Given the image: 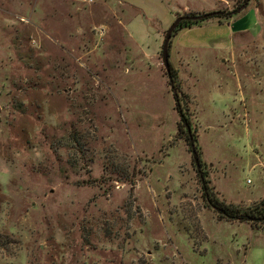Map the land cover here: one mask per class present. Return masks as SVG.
Wrapping results in <instances>:
<instances>
[{
    "label": "rangeland",
    "instance_id": "obj_1",
    "mask_svg": "<svg viewBox=\"0 0 264 264\" xmlns=\"http://www.w3.org/2000/svg\"><path fill=\"white\" fill-rule=\"evenodd\" d=\"M166 1L185 13L247 3L262 17L229 51L170 57L210 191L253 205L264 198V0ZM139 13L125 0H0V264H264V228L207 205L163 60L167 30L129 23Z\"/></svg>",
    "mask_w": 264,
    "mask_h": 264
},
{
    "label": "crops",
    "instance_id": "obj_2",
    "mask_svg": "<svg viewBox=\"0 0 264 264\" xmlns=\"http://www.w3.org/2000/svg\"><path fill=\"white\" fill-rule=\"evenodd\" d=\"M135 6L140 13L130 21L144 20L146 24H154L156 31L167 30L176 20L178 14H184L189 7L183 3L174 5L166 0H125ZM212 5L229 3V0H206ZM217 5L204 11L216 10ZM259 10L248 5L237 17L228 22L219 23L217 20L208 21L203 25L181 30L172 39V48L190 53L207 51L222 53L229 51L234 43V36L239 33L254 32L263 24ZM128 23V24H129ZM172 51V49H171Z\"/></svg>",
    "mask_w": 264,
    "mask_h": 264
},
{
    "label": "trees",
    "instance_id": "obj_3",
    "mask_svg": "<svg viewBox=\"0 0 264 264\" xmlns=\"http://www.w3.org/2000/svg\"><path fill=\"white\" fill-rule=\"evenodd\" d=\"M249 5V4H248ZM247 3L242 6L235 7L231 11H225L222 9H217L220 11V14L208 17V18H193L194 16L203 15L206 12H211L215 10L210 11H202L199 13L196 12H189L184 14H178L177 18L180 16H187L188 18H184L180 23L178 24L177 28L172 34V39L183 29L186 28H193L196 26H200L205 24L208 21H215L217 20L219 23L228 22L229 20L239 16L244 9L248 6ZM172 39L170 42L169 52L171 57V49H172ZM171 62V61H170ZM169 79L171 82V85L174 87L175 90V97H176V108L179 111L182 121L184 122L181 124L183 127H185L186 131V137L190 141L192 151H193V145L197 151L198 157H199V167H197L199 176L202 180L205 199L207 201V205L212 207L213 209L218 212V215L221 219H225L228 221H239V222H248L250 223L254 228L262 229L264 228V198L260 201L254 203L253 205L249 206H240V205H234L226 203L222 200H220L218 197L214 195L210 191V187L208 185V172L204 170L203 168V162L201 158V152L199 150V147L197 146L196 142L197 139L195 137L192 122L189 117L188 108L183 104L182 99L179 98L178 93V84H177V78H178V70L174 67V65L171 62V72L168 73ZM188 127L191 129V134L189 133ZM5 235L0 234V246L4 245L5 242Z\"/></svg>",
    "mask_w": 264,
    "mask_h": 264
},
{
    "label": "water",
    "instance_id": "obj_4",
    "mask_svg": "<svg viewBox=\"0 0 264 264\" xmlns=\"http://www.w3.org/2000/svg\"><path fill=\"white\" fill-rule=\"evenodd\" d=\"M220 14L219 10H215V11H211V12H206L203 15H199V16H194L193 18H208L214 15ZM184 18H188L187 16H180L178 18H176V20L171 24V26L167 29L166 35H165V39H164V43H163V47H162V55H163V60H164V64L166 67V70L168 73L171 72V62H170V52H169V47H170V42L172 39V34L175 31V29L177 28L178 24L180 23V21H182ZM189 133L191 134V129L188 127ZM193 155H194V160H195V164L197 167H199V157L197 154V151L193 145Z\"/></svg>",
    "mask_w": 264,
    "mask_h": 264
},
{
    "label": "clouds",
    "instance_id": "obj_5",
    "mask_svg": "<svg viewBox=\"0 0 264 264\" xmlns=\"http://www.w3.org/2000/svg\"><path fill=\"white\" fill-rule=\"evenodd\" d=\"M0 179H7V176H6V174H3V173H0Z\"/></svg>",
    "mask_w": 264,
    "mask_h": 264
},
{
    "label": "built area",
    "instance_id": "obj_6",
    "mask_svg": "<svg viewBox=\"0 0 264 264\" xmlns=\"http://www.w3.org/2000/svg\"><path fill=\"white\" fill-rule=\"evenodd\" d=\"M81 1H93V0H81Z\"/></svg>",
    "mask_w": 264,
    "mask_h": 264
}]
</instances>
